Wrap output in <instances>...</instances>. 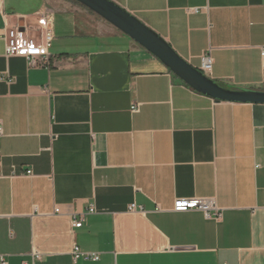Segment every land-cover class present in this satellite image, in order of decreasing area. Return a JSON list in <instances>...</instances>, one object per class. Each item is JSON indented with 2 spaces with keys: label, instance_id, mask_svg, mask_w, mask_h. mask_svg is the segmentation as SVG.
Wrapping results in <instances>:
<instances>
[{
  "label": "crops",
  "instance_id": "1",
  "mask_svg": "<svg viewBox=\"0 0 264 264\" xmlns=\"http://www.w3.org/2000/svg\"><path fill=\"white\" fill-rule=\"evenodd\" d=\"M111 2L193 67L211 52L207 78L264 92V0ZM45 12L49 69L8 57L6 24ZM0 120V264H264V105L195 91L76 1L0 0ZM199 197L222 219L173 211Z\"/></svg>",
  "mask_w": 264,
  "mask_h": 264
},
{
  "label": "built area",
  "instance_id": "2",
  "mask_svg": "<svg viewBox=\"0 0 264 264\" xmlns=\"http://www.w3.org/2000/svg\"><path fill=\"white\" fill-rule=\"evenodd\" d=\"M197 10L194 9L193 12ZM54 16L52 13L45 12L38 14L36 25L33 28L27 25L7 26L4 29L1 38L5 41V48L7 56H18L25 58L31 67L48 68L51 62V47L55 40L54 35ZM261 55L264 58V48H261ZM201 71L207 73L213 67V58L211 52L205 53L202 58ZM3 80H8L6 77ZM11 80L9 81V83ZM136 111L137 107L132 108ZM0 120V137L4 136V126ZM1 161V154H0ZM26 176H32V172L28 171ZM130 210L134 211L135 206H131ZM173 211L177 213H184L190 211H200L208 220L219 221L223 217V210L220 208L215 198H181L177 199L173 206ZM59 213V210H56ZM96 213V208L91 206L86 214ZM85 213H81L80 218H74L73 228H81L84 221ZM73 260L76 262L79 259L97 262L100 260V254L84 252L78 245H75L71 254ZM35 260L41 259V254L32 252ZM1 264H8L4 258H1Z\"/></svg>",
  "mask_w": 264,
  "mask_h": 264
},
{
  "label": "water",
  "instance_id": "3",
  "mask_svg": "<svg viewBox=\"0 0 264 264\" xmlns=\"http://www.w3.org/2000/svg\"><path fill=\"white\" fill-rule=\"evenodd\" d=\"M74 1L88 8L142 46L158 58L178 79L195 91L216 101L264 105V92L262 90H234L207 78L203 71L193 67L175 53L174 49L162 37L111 0Z\"/></svg>",
  "mask_w": 264,
  "mask_h": 264
}]
</instances>
